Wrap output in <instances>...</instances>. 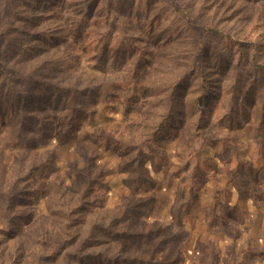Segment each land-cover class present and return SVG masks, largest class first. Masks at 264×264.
I'll return each instance as SVG.
<instances>
[{
    "label": "rangeland",
    "instance_id": "obj_1",
    "mask_svg": "<svg viewBox=\"0 0 264 264\" xmlns=\"http://www.w3.org/2000/svg\"><path fill=\"white\" fill-rule=\"evenodd\" d=\"M0 264H264V0H0Z\"/></svg>",
    "mask_w": 264,
    "mask_h": 264
},
{
    "label": "trees",
    "instance_id": "obj_2",
    "mask_svg": "<svg viewBox=\"0 0 264 264\" xmlns=\"http://www.w3.org/2000/svg\"><path fill=\"white\" fill-rule=\"evenodd\" d=\"M170 99V101L174 104V99H172V96L169 98ZM160 122H162V121H160ZM47 123H43L42 124V126H43V129H42V131H41V133H43L44 132V129L46 130V132H48V129H46V128H48V126L46 125ZM30 128L29 129H31L32 128V126L30 125L29 126ZM159 130V127L155 130V131H153L154 133L156 132L157 133V131ZM45 132V134L48 136L49 134L48 133H46ZM152 131L150 132V134H154ZM41 135V134H40ZM30 137H27V139H26V141L28 140H30L29 139ZM35 138H36V136L35 135H32L31 136V139L34 141L35 140ZM141 144L142 143H140V145L138 146V147H136L134 150V155H133V157H131V158H129L127 161H126V164H131V165H133L132 166V168L136 171V173H137V175L135 176V179H139V177L140 176H144L145 178H147V177H149L150 175H151V169H150V167L148 166V162L149 161H145V160H142L141 159V152H142V147H141ZM127 152H124L123 154H126ZM137 158V161L135 162V159ZM198 160V159H197ZM20 162H21V159H19L18 160V164H20ZM198 163V162H197ZM196 167V166H195ZM16 169V168H15ZM193 169H194V167H193ZM192 169V170H193ZM189 180H191L190 181V183L189 184H187L186 185V183L184 184V189H188V191L186 192V203H185V205H184V207H186V205H187V203L188 202H190L191 201V199H192V195H193V191H194V189H195V183H194V180L193 179H189ZM89 183H90V180H89V182L87 183V185H86V188H88V186H89ZM18 184H19V179L18 178H15L14 180H12V182H11V190H9V191H6V195L4 196V194L2 195L5 199H6V206H5V211H6V215L7 214H9V212H10V210H11V207H12V204H13V202H14V200H15V198H16V195H17V193H18ZM179 200V197H178V193H176V197H175V201H176V203H177V201ZM174 201V202H175ZM136 206L137 205H135L134 204V200H131L130 202H129V205H128V208L130 209V210H133L134 208H136ZM128 209V210H129ZM135 210V209H134ZM133 212V211H132ZM128 214V213H127ZM137 216H136V218H135V220H133L134 219V216H129V221H134V223H140L141 224V226L144 228V230H146V228H150V227H148V223L147 222H144L143 220H137ZM114 219H116V217H114ZM133 223V224H134ZM94 226V223H92L91 224V228ZM110 231V230H109ZM147 231H149V229H147L146 230V232ZM111 232H113V231H111ZM125 233H122V232H120V233H118V237L117 238H120V237H122V236H125L126 234H127V232L126 231H124ZM146 232H144V233H140V232H135V233H132L131 234V236H132V240H130L129 242H133L132 244L134 245L133 247L134 248H140V245L139 244H141V243H145V244H147L148 246H150L151 245V239H150V237L148 236V235H145V233ZM171 233V232H170ZM129 242H128V244H129ZM173 242L174 241H168V245L170 244H173ZM131 245V244H130ZM127 246H129V245H127ZM139 246V247H138ZM170 251L172 250H174L173 248H171L170 247V249H169ZM243 251L244 252H247L245 249H243ZM135 258H137V255H135L132 259H135ZM148 262V261H147Z\"/></svg>",
    "mask_w": 264,
    "mask_h": 264
}]
</instances>
